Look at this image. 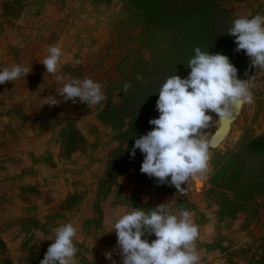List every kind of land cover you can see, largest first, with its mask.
Segmentation results:
<instances>
[{"label":"rangeland","instance_id":"374dc122","mask_svg":"<svg viewBox=\"0 0 264 264\" xmlns=\"http://www.w3.org/2000/svg\"><path fill=\"white\" fill-rule=\"evenodd\" d=\"M257 13L264 0H0V70L32 68L0 85L15 86L17 95L0 100V264H40L55 235L45 220L53 224L99 190L93 202H102L103 213L110 203L189 210L197 249L209 245L214 259L206 264H264V70L228 35L237 16ZM53 45L64 53L57 74L101 82L105 102L42 106L50 95L62 99V85L41 63ZM196 47L227 55L240 79L252 77L254 102L211 150L200 192L192 180L182 195L141 173L143 154L137 149L133 158L130 149L154 127L162 84L188 76Z\"/></svg>","mask_w":264,"mask_h":264},{"label":"clouds","instance_id":"9594fccd","mask_svg":"<svg viewBox=\"0 0 264 264\" xmlns=\"http://www.w3.org/2000/svg\"><path fill=\"white\" fill-rule=\"evenodd\" d=\"M228 35L235 38L236 52L243 50L252 67L264 70V14L237 16ZM47 51L41 63L62 85L56 91L62 99L50 95L41 99L42 106L79 101L89 107L107 100L101 82L57 74L64 54L61 47L49 46ZM194 53L188 62L190 72L186 78L175 74L162 84L156 101L159 116L149 120L154 127L136 138L130 149L133 158L137 149L143 154L141 173L156 178L161 185L174 186L182 195L186 192L182 185L209 172L218 127L223 121L233 119V108L254 102L252 77L240 79L237 67L227 55L212 54L200 47H196ZM31 71V67L13 64L0 70V84L25 79ZM136 78L142 79L139 74ZM130 87V83H125L123 91L126 93ZM209 113L216 114L217 118ZM211 128H215L214 133L207 131ZM169 203L147 210L131 207L118 216L113 231L122 264H200L196 246L199 226L193 214L187 209L176 214ZM77 234L78 228L71 222L57 227L51 239L54 242L40 264H75ZM153 234L156 238L149 242L147 237ZM105 257L117 264L111 251L106 252Z\"/></svg>","mask_w":264,"mask_h":264},{"label":"crops","instance_id":"0c3cea01","mask_svg":"<svg viewBox=\"0 0 264 264\" xmlns=\"http://www.w3.org/2000/svg\"><path fill=\"white\" fill-rule=\"evenodd\" d=\"M127 1L129 2L131 0H127ZM156 1L157 0H155V2ZM175 1L179 2V0H175ZM155 8L158 9L159 14L164 13L161 9L157 7ZM154 17L161 19L159 15H155ZM160 19L157 20H159L158 21L159 26L162 27L163 24L160 22ZM2 43H3V38L0 35V67H1V63L5 65L4 61L6 59V58L3 59V55H1V52H3L1 50ZM14 88L15 86L13 85H11L10 87L8 86L6 87L5 85L0 86V89L5 90V92L0 91V95H1L0 100L2 99L3 102H5L10 98L14 99V97L17 96L16 92L14 91L15 90ZM79 157L81 158V156ZM71 162L72 159L70 160V163ZM94 163L97 164V159L94 161ZM72 171H73L72 168H69L68 171H65L64 173H69ZM77 171L79 170L76 169V172ZM200 181L202 182V186H203L202 179ZM193 188H194V181H193ZM99 193L102 192L99 190L98 194L96 193L95 196L92 195V197H90L89 195H86L85 199L80 200V202L78 201L73 203L72 204L73 208L68 213L66 210L63 209V213L62 215H60L61 219L55 220L53 224H51L49 220H45V223L49 224L48 228L53 227L52 228L53 230L51 229V233H55L54 230L57 227L62 226L63 224L68 222H71L75 226H77L78 234L75 243L78 248V252L75 257V264H112V261L106 259L105 257V253L109 251L112 252L113 260H115L117 264H122V260L119 255V248L117 246V236L113 231V225L115 220L118 218V216H116L115 213L117 211L120 213H126L127 211H129L130 207L128 203H123L122 205L116 203H110L107 204L106 211L103 213L104 208H102L103 207V205L101 204L102 202H93L94 198L98 200L99 195H102ZM50 237L52 238L51 235ZM47 244L48 246L50 245V243ZM198 252L201 257L200 264H206L208 261L214 262V259H212V255L209 251V245H205V247L201 250H198Z\"/></svg>","mask_w":264,"mask_h":264},{"label":"bare ground","instance_id":"6f19581e","mask_svg":"<svg viewBox=\"0 0 264 264\" xmlns=\"http://www.w3.org/2000/svg\"><path fill=\"white\" fill-rule=\"evenodd\" d=\"M241 108H242V107H239V110H238L237 114L233 117V119H231V120H229V121L227 122L228 126H227V124H226V129H228V130L225 132L223 138H221V139L219 140V144H218L217 148H218V147L221 145V143L227 138V136H228V134H229V131H230V129H231L232 124L236 121V119H237V118L239 117V115H240ZM222 124H223V127L221 128L220 133H221V132L223 131V129H224V121L222 122ZM214 131H215V130H214ZM214 131H213V132H214ZM193 181H194V188H195V191H196V192H199V191H200V188H201V186H202V182L200 181V178L194 179Z\"/></svg>","mask_w":264,"mask_h":264},{"label":"water","instance_id":"95a60500","mask_svg":"<svg viewBox=\"0 0 264 264\" xmlns=\"http://www.w3.org/2000/svg\"><path fill=\"white\" fill-rule=\"evenodd\" d=\"M247 60H248L249 62H251V60H250V58H249L248 56H247ZM238 110H239V107L233 108L234 116L237 114ZM234 116H233V117H234ZM216 118H217V117H216ZM228 121H229V120H228ZM228 121H224V129H223V131H222L221 133H220V131H221V128L223 127V124H222L221 126L218 127V130H217V132H216V135H217V146H218V144H219V140H220L221 138H223L225 132L228 130V129H226V124H227ZM227 126H228V124H227ZM214 132H215V131H214ZM214 132H213V133H214ZM217 146H216L215 148H213V149H216Z\"/></svg>","mask_w":264,"mask_h":264}]
</instances>
